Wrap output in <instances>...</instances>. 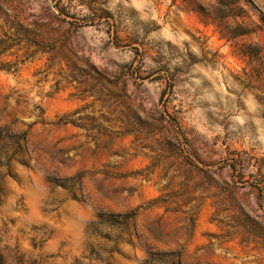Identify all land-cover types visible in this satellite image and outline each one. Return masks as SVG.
Masks as SVG:
<instances>
[{
  "label": "rangeland",
  "instance_id": "obj_1",
  "mask_svg": "<svg viewBox=\"0 0 264 264\" xmlns=\"http://www.w3.org/2000/svg\"><path fill=\"white\" fill-rule=\"evenodd\" d=\"M0 264H264V0H0Z\"/></svg>",
  "mask_w": 264,
  "mask_h": 264
}]
</instances>
